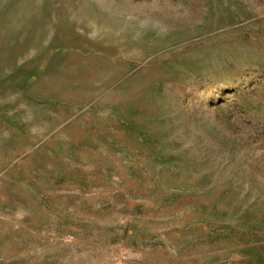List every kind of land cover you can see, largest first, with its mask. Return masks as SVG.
Instances as JSON below:
<instances>
[{
    "label": "rangeland",
    "instance_id": "1",
    "mask_svg": "<svg viewBox=\"0 0 264 264\" xmlns=\"http://www.w3.org/2000/svg\"><path fill=\"white\" fill-rule=\"evenodd\" d=\"M0 264H264V0H0Z\"/></svg>",
    "mask_w": 264,
    "mask_h": 264
}]
</instances>
